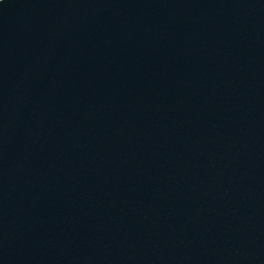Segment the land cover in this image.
<instances>
[{"label":"water","instance_id":"1","mask_svg":"<svg viewBox=\"0 0 264 264\" xmlns=\"http://www.w3.org/2000/svg\"><path fill=\"white\" fill-rule=\"evenodd\" d=\"M0 264H264V0H0Z\"/></svg>","mask_w":264,"mask_h":264}]
</instances>
